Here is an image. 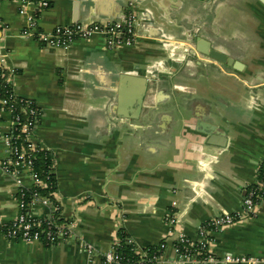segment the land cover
I'll return each mask as SVG.
<instances>
[{"label": "crops", "instance_id": "obj_1", "mask_svg": "<svg viewBox=\"0 0 264 264\" xmlns=\"http://www.w3.org/2000/svg\"><path fill=\"white\" fill-rule=\"evenodd\" d=\"M47 9L0 1V58L17 96L42 109L36 136L50 150L62 217L92 244L7 239L0 264H104L127 234L140 248L167 247L158 264H226L183 260L179 234L241 212L264 161L263 0H49ZM135 10L134 45L109 49L102 36L68 48L47 47L24 32L35 19L53 30L77 22H111ZM214 48L242 64L211 59ZM11 115L1 114L3 132ZM0 143V157L5 155ZM30 185L29 178H25ZM17 186L0 171V222L19 210ZM177 201V222L166 220ZM39 213L44 209L39 208ZM212 254L264 255V199L257 215L212 234Z\"/></svg>", "mask_w": 264, "mask_h": 264}, {"label": "built area", "instance_id": "obj_2", "mask_svg": "<svg viewBox=\"0 0 264 264\" xmlns=\"http://www.w3.org/2000/svg\"><path fill=\"white\" fill-rule=\"evenodd\" d=\"M20 1L24 5L36 6L37 10L47 9L50 6L49 0ZM139 25L138 14L130 9L121 20L106 23L77 22L58 25L51 31L38 28V23L34 19L24 34L33 37L43 46L64 49L77 40H91L99 35L104 38L107 48L116 49L122 45L136 43ZM14 73L15 70L6 67L5 59L0 58V122L3 113H9L12 118L8 132H3L0 127V143L5 144L6 147L5 155L0 157V171L8 174L15 181L19 210L17 216L9 223L0 222V230L9 240L40 242L50 247L60 243H75L92 254L93 245L77 233L75 222L62 217V204L55 197L56 174L53 160L48 170L42 171L36 166L38 154L43 153L44 159L51 156L50 150L42 146L36 136L42 109L34 98L21 97L14 93L10 81V75ZM263 174L260 169L257 182L247 188L241 212H227L202 223L199 227V240H193L185 234L177 236L174 249L181 261L199 260L202 263L220 261L209 249L212 234L228 225L244 222L257 215V207L264 199ZM25 178H29L30 185L26 183ZM44 190L47 192L44 193ZM177 206V201L172 202L166 216L167 222L172 226L177 222ZM39 208H43L44 213H39ZM127 243L133 245L142 256H146L147 262L152 260L148 257L146 249L140 248L133 239L128 238ZM121 244L119 238L114 240L110 249L102 255L104 264H135L130 259L125 261L119 253ZM159 246L161 250H165L167 247L165 240ZM161 258L153 257L158 262ZM222 261L236 264H264V255L227 254ZM137 264L146 263L139 260Z\"/></svg>", "mask_w": 264, "mask_h": 264}, {"label": "trees", "instance_id": "obj_3", "mask_svg": "<svg viewBox=\"0 0 264 264\" xmlns=\"http://www.w3.org/2000/svg\"><path fill=\"white\" fill-rule=\"evenodd\" d=\"M43 154V153H42ZM42 154H38V158L36 159V166L41 169L42 171L44 170H48L51 166V162H52V157L49 155L46 159H44L42 157ZM260 169L261 172H264V161H262V163L260 164ZM262 180H264V174L262 175ZM55 189V188H54ZM47 191L44 190V193H46ZM127 234L123 231L120 232V238L119 240L121 241V246L119 247L118 251L119 253L125 258V261L127 259H130L132 263L137 264V261L139 260H143V262H145L146 264H158V261H155L153 259V257H162L164 254V250H161L158 246H150L146 249V252L148 254V257L151 258L152 260H150V262L146 261V256H142L140 253H138L134 246L131 244L127 243ZM124 262V260H123Z\"/></svg>", "mask_w": 264, "mask_h": 264}, {"label": "water", "instance_id": "obj_4", "mask_svg": "<svg viewBox=\"0 0 264 264\" xmlns=\"http://www.w3.org/2000/svg\"><path fill=\"white\" fill-rule=\"evenodd\" d=\"M204 52H205V54L207 53V55H209V57L211 59L217 60V61L222 62L224 64H227L229 66H234L238 70L242 69V64H240L239 62L235 61L233 58H230L226 54H224V53H222V52H220L214 48H211L209 50H205Z\"/></svg>", "mask_w": 264, "mask_h": 264}, {"label": "rangeland", "instance_id": "obj_5", "mask_svg": "<svg viewBox=\"0 0 264 264\" xmlns=\"http://www.w3.org/2000/svg\"><path fill=\"white\" fill-rule=\"evenodd\" d=\"M242 211V210H241ZM218 217V216H217ZM216 218V217H215ZM252 218H254V217H252ZM249 219H251V218H249ZM249 219H247V220H249ZM246 220V221H247ZM206 222V221H205ZM245 222V221H244ZM235 224V223H234ZM231 225H233V224H231ZM231 225H228V226H231ZM200 227V226H199ZM199 227H198V239L197 240H199L200 239V234H199ZM227 227V226H226ZM225 228V227H224ZM223 228V229H224ZM220 231V230H219ZM217 232V231H216ZM215 233V232H214ZM212 243V242H211ZM209 249H210V246H209ZM175 250V249H174ZM227 254H225L223 257H218L219 259H220V261H218V262H216V263H219V262H224V261H222L223 260V258H225V256H226ZM216 256V255H215ZM207 263H215V262H207ZM224 263H226V264H236V263H233V262H224Z\"/></svg>", "mask_w": 264, "mask_h": 264}]
</instances>
